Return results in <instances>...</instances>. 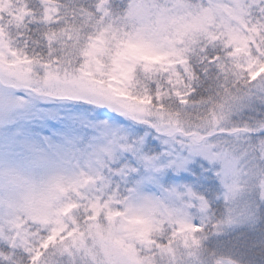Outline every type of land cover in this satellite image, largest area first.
I'll use <instances>...</instances> for the list:
<instances>
[{"label":"snow or ice","instance_id":"obj_1","mask_svg":"<svg viewBox=\"0 0 264 264\" xmlns=\"http://www.w3.org/2000/svg\"><path fill=\"white\" fill-rule=\"evenodd\" d=\"M0 264H264V0H0Z\"/></svg>","mask_w":264,"mask_h":264}]
</instances>
